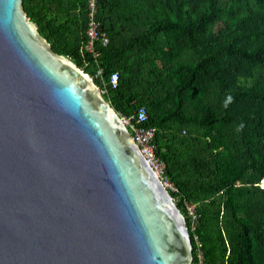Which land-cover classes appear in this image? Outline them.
<instances>
[{"label": "water", "instance_id": "95a60500", "mask_svg": "<svg viewBox=\"0 0 264 264\" xmlns=\"http://www.w3.org/2000/svg\"><path fill=\"white\" fill-rule=\"evenodd\" d=\"M186 219L93 79L0 0V264H191Z\"/></svg>", "mask_w": 264, "mask_h": 264}, {"label": "trees", "instance_id": "16d2710c", "mask_svg": "<svg viewBox=\"0 0 264 264\" xmlns=\"http://www.w3.org/2000/svg\"><path fill=\"white\" fill-rule=\"evenodd\" d=\"M106 1L98 5L107 9ZM257 1L262 9L247 0L231 2L224 26L210 33L223 17L225 0H125L123 9L136 17L106 27L98 12L110 40L96 44V59L86 53L85 60L87 8L72 31L73 18L59 15L63 0H23L55 52L92 67L95 84L120 115L134 112L129 101L144 100L146 124L156 128V151L176 187L169 191L186 219L195 263L197 234L206 264H264V0ZM243 9L247 14L241 15ZM167 33L175 35L187 67L174 87L158 81L153 88L155 81L143 83L138 69L128 65L126 51L146 49ZM98 66L103 72L96 75ZM115 71L119 82L113 88L109 78ZM199 93L211 113L197 107ZM185 200L197 204L195 231Z\"/></svg>", "mask_w": 264, "mask_h": 264}, {"label": "rangeland", "instance_id": "374dc122", "mask_svg": "<svg viewBox=\"0 0 264 264\" xmlns=\"http://www.w3.org/2000/svg\"><path fill=\"white\" fill-rule=\"evenodd\" d=\"M123 1L125 0H110V1L107 0L106 1L108 5L107 9L106 7H104L103 9L101 5H98V12L100 16L102 15L105 16L106 27L107 25L118 26L120 20H124V19L129 20L130 19L129 17H131V15L133 17H136L135 14H133L130 9L129 10L123 9L124 6ZM231 2H234V0H225V2L223 3L224 4V9H223L224 14H222L223 17L219 22L211 26L210 33H216L224 26V20L226 19V11L228 10L229 4ZM247 3L254 10L262 9L260 8V5L258 4L257 0H247ZM109 6L112 9L111 15H110ZM85 8H87V0H63V6L59 8V12H60L59 15H65V16L68 15L73 18V22H72L73 24L71 25L70 28L72 29V31H74L82 21V18L80 17L81 15L80 13ZM245 14H247V10L243 9L241 15H245ZM124 28H128V27H124ZM126 54L128 57L127 60L128 65L130 67H135L138 69L139 77L143 83L145 80L155 81L154 85L152 86L153 88H156V82L158 81L161 82L163 85H169L171 87H174L177 83L181 81L182 75L185 71V68L187 67V65H185L186 63L180 60L181 57H183V54L180 52V45L177 42L175 35L171 33L159 35L157 38L154 39L153 43L146 49H141L138 51L127 50ZM80 68H82L94 81L95 74L93 70H91L92 67L88 66L86 68L85 66H83ZM97 87L100 90L101 94L104 96L103 89L100 88L99 86ZM145 89L148 92L149 89L147 87H145ZM194 98L197 107L201 109L204 112V114L211 113V110H208L204 106L202 95L200 93L197 94ZM142 104H144V100H142L141 97L138 96L136 99L129 101L127 107L129 109L135 110ZM169 181L174 185V183L171 180ZM260 183L261 186H264V180H261ZM175 202L177 204L176 200ZM257 261L260 264H262L259 260ZM191 264H196L194 259L191 262Z\"/></svg>", "mask_w": 264, "mask_h": 264}, {"label": "built area", "instance_id": "2783aa9c", "mask_svg": "<svg viewBox=\"0 0 264 264\" xmlns=\"http://www.w3.org/2000/svg\"><path fill=\"white\" fill-rule=\"evenodd\" d=\"M109 40V34L103 29V23L98 17V0H87V25L85 29V40L81 46L84 59L86 60V53L92 54L93 58L96 59L100 55V53L96 50V44L106 46L109 43ZM85 63L88 64L89 62L85 61ZM102 72L103 67L98 66L97 74L99 75ZM118 82L119 74L115 71L111 73L109 83L113 88H116ZM120 118L128 128L131 140L138 146L148 163L152 166L166 187L168 189L176 190V187L166 176L165 161L158 156L156 151V128L146 124L149 118L147 107L145 105H141L136 108L131 115H120ZM184 204L188 217L191 220V230L195 231L199 220L197 204L188 200H185ZM195 240L197 246L196 264H206L204 252L202 250V242L197 234H195Z\"/></svg>", "mask_w": 264, "mask_h": 264}]
</instances>
